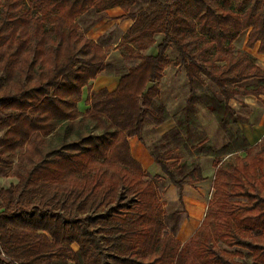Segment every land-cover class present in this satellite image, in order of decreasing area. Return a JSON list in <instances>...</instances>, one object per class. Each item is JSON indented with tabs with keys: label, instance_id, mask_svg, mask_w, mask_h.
Here are the masks:
<instances>
[{
	"label": "trees",
	"instance_id": "1",
	"mask_svg": "<svg viewBox=\"0 0 264 264\" xmlns=\"http://www.w3.org/2000/svg\"><path fill=\"white\" fill-rule=\"evenodd\" d=\"M114 8L133 21L116 46L139 62L130 68L106 64L111 40L88 38L79 23ZM246 32L264 55V0H0V176L19 180L0 187V264H264V138L253 146L231 130L232 101L264 96L262 85H242L264 80L257 59L235 48ZM160 35L157 54L145 55ZM181 66L186 105L151 157L183 206L185 187L206 181L200 158L216 170L206 216L184 244L170 227L179 214L168 216L129 142L147 143L148 116L155 127L172 119L158 83ZM101 74L118 77L117 89L80 112ZM203 109L229 138L221 149L196 136ZM188 150L196 157L182 163Z\"/></svg>",
	"mask_w": 264,
	"mask_h": 264
},
{
	"label": "rangeland",
	"instance_id": "2",
	"mask_svg": "<svg viewBox=\"0 0 264 264\" xmlns=\"http://www.w3.org/2000/svg\"><path fill=\"white\" fill-rule=\"evenodd\" d=\"M139 5H142L143 7L147 6L148 2L150 0H136ZM165 1V0H164ZM97 14H94L90 17H85L84 22L86 25L90 26L91 24H94L93 26H96L98 21H102V23H98V26L92 31L91 35L92 38H99L98 40L102 39L104 41L111 40L110 45V51L108 54V58H110V62H117L121 61L120 63L124 64L127 68H130L132 66H136L139 62L137 61H125L122 58L123 49H117L116 46L121 42L122 37L125 35V26H123L124 23H121L118 21V18L110 17L104 15L96 16ZM101 18V19H98ZM98 20V21H97ZM80 25L83 24L80 22ZM82 29H83V25ZM132 26V25H131ZM129 30V29H128ZM127 30V31H128ZM84 33V30H82ZM85 34V33H84ZM246 35L248 36V32H246ZM163 36H155L156 43L149 48L147 51H144L145 55H155L157 54V47L162 42ZM238 44V47H237ZM243 45V39L242 37L236 42L235 48L241 49L240 46ZM259 46V45H256ZM242 50V49H241ZM115 51V53H113ZM113 53V54H112ZM170 60H176L178 58V54L176 50L173 47H170L168 49V52L166 54ZM253 56V55H252ZM107 61V60H106ZM117 64V63H116ZM114 65V64H111ZM209 87L211 90L216 94V96L219 99H222L219 90L211 83L208 82ZM246 87H252L254 85H259L258 80L248 81L242 84ZM263 86V85H262ZM264 87V86H263ZM95 94V93H94ZM94 94L89 93V96L92 97ZM189 95V88H188V81L185 76V71L183 67H173V68H167L164 72V78L158 83V98L156 99V102L158 104H162L172 119L165 122L160 127H155V122L151 118V116H148L146 119V128L144 131V137L147 141L146 144H143L139 139V141L144 145L146 150L150 153V147L154 143V138L157 136H161L164 133L168 132L172 128L175 127V121L174 118L179 115L181 110L186 105V100ZM260 100V98H259ZM261 102H255V106H248L241 99L236 98L234 101H232L231 105L234 108V110L238 114V127H231V130L234 132L237 130L242 131V127H245V124L249 121H253L254 119L258 118L259 115V109H262ZM209 111L208 109H203L198 114V120L200 123V128L197 130L196 136L201 134V138L204 136H207L210 139L209 131L207 130V125L203 120L202 112ZM214 120L217 122L215 115L212 113ZM218 123V122H217ZM221 129V128H220ZM222 130V129H221ZM244 133V132H243ZM4 133L1 132L0 136H3ZM224 136L226 140L229 142L228 136L224 133ZM199 138V137H198ZM211 141V139H210ZM212 143V141H211ZM214 146V145H213ZM216 148V147H215ZM182 154L184 155V158L182 160V163L188 162L191 157H196L195 151H183ZM137 155L140 156L139 152H137ZM151 155V154H150ZM134 156V154H133ZM153 159V158H152ZM200 161L202 163V170L203 174L206 177V181L202 183L195 184L193 186H186L187 192L184 193V206L179 202V196L178 191L174 186H171L168 179L164 176L162 171L159 167L153 166V168L147 169L146 175L149 177V179L153 180L158 188L161 195V199L165 204V209L167 211L168 216H171L173 214H179V217L176 220L171 221L170 227H177V238L180 234V232L184 229H187V239L191 238L198 228L201 226L198 222L194 225V222L190 219L191 218V212L193 215L202 214L203 212L207 211L208 203L213 197V181H214V166H213V158L209 157H202L200 158ZM205 206V211L204 207ZM193 222V225H192ZM220 246L222 248H225L223 244L220 243ZM226 249V248H225ZM234 251V250H231ZM249 264H251V261H248Z\"/></svg>",
	"mask_w": 264,
	"mask_h": 264
},
{
	"label": "crops",
	"instance_id": "3",
	"mask_svg": "<svg viewBox=\"0 0 264 264\" xmlns=\"http://www.w3.org/2000/svg\"><path fill=\"white\" fill-rule=\"evenodd\" d=\"M94 14H96L95 12H89L85 17H90L93 16ZM104 15V17L109 16L110 17H115L118 18V21L121 23H124L123 26H125L126 30L125 33L127 32V30L131 27V25L133 24V21L128 20L125 16H124V12L120 9V8H114V9H110L108 11H106L105 13L102 14H97L96 16H101ZM84 17V18H85ZM84 18L82 20H80V22H82L83 24V30L85 35L94 40V41H98L99 38H92L91 33L92 31L98 26V23H102V21H98L96 26H93L94 24H91L90 26L86 25L84 22ZM101 19V18H98ZM243 39V45L240 46V48L248 53H250L251 55H253L256 59H257V65L264 69V55H261L258 53V46H256L254 49H250L247 47V41H248V36L245 34L244 36H242ZM238 47V44H237ZM115 53V51L113 52ZM112 53V54H113ZM121 61H117V62H110V58L107 59L106 64H116V63H120ZM254 80H258L259 85H263L264 86V80H259V79H254ZM253 81V80H251ZM119 85V78L118 77H112V76H107L105 74H101L97 77V79L95 81H93L90 84V87L85 88L83 90V97L81 102L78 105L79 111L82 113H85L89 107V105L87 104V99L89 96V93L96 95L100 90L102 89H107L108 91L112 92L114 90L117 89ZM238 99H241V101H243V103H245L248 106H255V102H261V100L263 101L262 104V109H259V117L254 119L253 121H249L245 124V127H242V131L244 132L246 138L248 139L249 143L251 145H257L259 144L262 139L264 138V96L262 95L259 98L256 97H244V96H238ZM202 118L204 120V122L206 123L207 130L209 131V135H210V139L212 141V144L214 145V147H216V149H221L224 146H226L228 144V140H226L225 136H224V132L220 129L218 123L214 120V117L212 115V113L207 112V111H203L202 112ZM130 142V147H131V152L132 155L134 154V158L143 166L144 170L153 168V166L155 165V167L157 166L154 163V160L152 159L150 153L146 150V148L144 147V145L138 140L137 137H133L129 140ZM137 152H139L140 156L137 155ZM158 167V166H157ZM215 168H214V176H215ZM19 183L18 178L16 177H3L0 176V187L4 188V189H8L13 185H17ZM187 192V189L185 187V191L184 193ZM204 207V211H205V206L202 205ZM208 209V207H207ZM206 212H203L202 214H197V215H193L191 212V220L194 222V225L196 224V222H198L199 224H201L206 216ZM192 222V225H193ZM178 239L184 244L186 243L189 239H187V229L184 231L182 230L178 236ZM73 248L75 251H78L79 247L78 245L74 244Z\"/></svg>",
	"mask_w": 264,
	"mask_h": 264
},
{
	"label": "water",
	"instance_id": "4",
	"mask_svg": "<svg viewBox=\"0 0 264 264\" xmlns=\"http://www.w3.org/2000/svg\"><path fill=\"white\" fill-rule=\"evenodd\" d=\"M154 86V84L150 83L148 84L146 90H145V93L149 92V90Z\"/></svg>",
	"mask_w": 264,
	"mask_h": 264
}]
</instances>
